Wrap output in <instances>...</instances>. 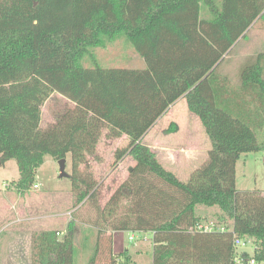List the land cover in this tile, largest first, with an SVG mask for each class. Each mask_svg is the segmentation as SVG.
Returning <instances> with one entry per match:
<instances>
[{"label": "trees", "instance_id": "trees-1", "mask_svg": "<svg viewBox=\"0 0 264 264\" xmlns=\"http://www.w3.org/2000/svg\"><path fill=\"white\" fill-rule=\"evenodd\" d=\"M263 10L264 0H0V164L17 162L16 186L24 193L47 157L70 155L79 205L97 188L80 172L86 154L106 129L109 138L127 135L115 164L126 156L136 164L106 206L115 214L112 229L151 235L152 264L263 263L264 192L238 191L236 166L241 155L264 151L257 138L264 129V55L244 68L238 87L215 72ZM122 36L145 69L100 67L93 50ZM87 57L93 68L84 67ZM208 76L213 107L199 90ZM54 94L71 107L43 130L42 110ZM182 97L212 143L188 182L142 143ZM198 206L219 208L231 227L198 230ZM117 208L124 210L116 215ZM75 232L71 225L62 237L59 230L35 233L32 264H75ZM238 239L252 242V256L237 252ZM112 243L98 230L88 264L130 263Z\"/></svg>", "mask_w": 264, "mask_h": 264}, {"label": "rangeland", "instance_id": "rangeland-1", "mask_svg": "<svg viewBox=\"0 0 264 264\" xmlns=\"http://www.w3.org/2000/svg\"><path fill=\"white\" fill-rule=\"evenodd\" d=\"M123 51L127 52L123 53L124 55H128L130 52L134 53L135 50L128 39L122 36L106 48H96L92 53L100 67L107 69H135V67L141 65L139 60L133 58L129 65L122 62L121 55ZM246 51V45H240L237 49L238 54ZM83 64L86 68L94 67L89 57L84 60ZM204 94L210 100L206 87ZM70 107L71 103L66 98L59 94H54L43 107L41 128L43 130L48 129L55 123L56 117L62 115ZM172 116H175L174 120L177 119L184 125V128L187 125L191 129V124L188 122L189 116L193 117L195 115L189 112L186 101L183 100L176 106L172 115L164 116L159 120L151 133L153 134L162 128L169 127L172 122ZM190 123L192 122L190 121ZM257 138L260 142L263 141L264 133H259ZM208 143L212 147L209 137ZM105 144H108L107 141L99 142L97 148H100L101 154L87 157L86 163L80 167V172L83 175L89 174L93 178L97 188L94 191L95 196L93 198L90 199L88 197L79 205L72 191V180L68 177H60L59 161L47 157L45 163L38 169L34 186L24 193L20 192L16 186L20 179L17 162L10 160L4 165L0 164V264H11L16 254V249H22L27 261L32 258L34 234L32 236L28 235L25 227L27 224L26 220L30 215L38 217L49 216L50 219L63 221H70L73 218L77 223V231L75 232V264L89 263L95 252L98 230L107 231V234L109 231H113L110 224L115 214H110V208L108 209L106 206L116 191L125 183H129L130 171L136 164L130 156H126L115 164L116 152L110 151ZM66 160V172L71 175L73 173L71 157H67ZM198 162L200 161L198 160ZM200 164L197 163L198 168L203 165L199 166ZM179 166V169L183 167L182 165ZM182 170H186V168ZM179 174L187 177L189 173L187 175L184 172ZM181 176L179 177L181 178ZM179 177L177 178L181 180ZM189 179H183L182 181L188 182ZM236 188L238 191L264 192L263 150L240 156L236 167ZM128 207L129 204L127 203L126 209ZM113 210L116 211V215H119L124 209L117 208ZM196 213L203 224L214 226L215 229L226 228V226L231 227V221L222 220V213L217 207L207 209L204 206H198ZM6 225H8V228L5 227ZM16 226H18L17 229H22L16 230ZM47 228L54 229L53 227ZM59 237H62V235ZM130 237H133L134 240L131 241ZM144 237L150 240H143V234L133 231L116 232L114 235V252L119 254L128 250L131 252L132 257L131 262L128 264H139L140 261L135 253L141 250V252H146L147 254L153 249L152 236ZM237 252H247L252 256L253 246L249 244L245 247L242 244H238ZM146 261L148 262V257H146Z\"/></svg>", "mask_w": 264, "mask_h": 264}, {"label": "crops", "instance_id": "crops-1", "mask_svg": "<svg viewBox=\"0 0 264 264\" xmlns=\"http://www.w3.org/2000/svg\"><path fill=\"white\" fill-rule=\"evenodd\" d=\"M240 45H246L247 51L238 54L237 49ZM123 53L125 54L127 52L123 51L121 55L122 62H124L125 64L129 65V63L133 58L139 60L141 63V65L135 67V69L142 70L146 68V63L144 59L141 58L136 51H134V53L130 52L128 55H124ZM262 55H264V10L260 14V16L252 23V25L249 27L247 32L242 36V38L233 46V48L230 50V53L224 57L221 63L218 64L215 72L218 75L229 80L232 85L238 87L241 85V74L244 68L254 65L258 61L259 57ZM210 79L211 76H208L207 81L203 83V85L200 87L199 90L207 100L209 106L213 107L214 106L213 95L208 84ZM205 87L206 89H208V95L210 97V100L207 99V97L204 94ZM183 100L186 101V105L188 108L186 98L185 97L180 98L167 110V112L162 117H160L156 121L154 126L149 130V132L146 134V136L142 141L144 145L148 146L156 154L157 160L166 170L174 173L177 177L181 176L179 174L181 172H184L186 175L189 173L187 177H183V176H181V178L179 177L181 181L183 179L188 180L190 178V174L194 172L196 169H198L197 163H201L199 165L201 166L204 162L207 161L208 153L211 150V147L209 146L208 143L209 136L201 120L195 114L190 112L188 108L189 112L195 115L193 117L189 116L188 122L189 124H191V129L188 128L187 125L184 128V125L181 124L177 119L174 120L176 116L175 114V116H172L171 119L172 122L169 127L162 128L158 132L153 134L151 133V131L158 124L159 120H161L164 116L168 117L169 115H172V113H174L175 111L176 106ZM190 121L192 123H190ZM104 131L99 142H102L103 140L107 141L108 144H105V146H107V148L110 151L116 152L118 149H122L126 147V145L128 144L127 135H122L117 138H112V137L107 138L108 130L106 129ZM259 133H264V129L259 131L257 135ZM261 142H264V140ZM100 154H101L100 148L96 147L95 152L91 154L87 153L86 157L93 155H100ZM198 160L200 162H198ZM179 165H182L183 167L179 169L180 168ZM183 168H186V170H182ZM206 208L212 209L213 207L211 208L206 207ZM26 221L27 224L25 227L26 230L28 231L27 234L30 236H32L35 233H39L41 231H46V230H59L60 235H64L65 233L68 232V229L71 225L74 226L75 229L77 226V223L75 222V220H73V218H71L70 221L68 220L63 221V220L50 219L49 216L38 217L35 215H30L28 216ZM8 225H6L5 227H7ZM18 226H16V230H21L22 228L17 229ZM47 227H53L54 229H48ZM112 230L113 231L112 232L109 231L108 234L112 235L113 237L112 244L114 246V235L116 234V232L119 231H115L114 229ZM144 236H148V234H143V240L146 241L150 240V239L147 240V238H145ZM126 251L129 253L131 257V252L128 250ZM22 252H23L22 249H16V254L14 255L11 264H32V258L31 259L29 258L30 261H27L25 259L26 258L25 253ZM113 252H114V248H113ZM114 254L116 253L114 252ZM135 254L140 261L139 264H145V262L146 264H152L153 262L152 251H149V253L146 254V252L144 253L141 252V250H138ZM146 257H148V262L146 261Z\"/></svg>", "mask_w": 264, "mask_h": 264}, {"label": "built area", "instance_id": "built-area-1", "mask_svg": "<svg viewBox=\"0 0 264 264\" xmlns=\"http://www.w3.org/2000/svg\"><path fill=\"white\" fill-rule=\"evenodd\" d=\"M35 187H37V186H35ZM197 229L201 230V231H205V232H211V231L215 230L214 226H211V225H208V224H203L202 222L200 224H198ZM221 230H224V228H221ZM130 240H134V238L130 237ZM238 244H242L243 246L247 247L249 244H252V242L251 241L247 242L246 240L238 239L237 240V246H238ZM254 250H255V247L253 246V252H254ZM238 262H239V264H264V262L260 263V262H258L257 260H255L253 258L249 259L247 261V263H244L242 258H238Z\"/></svg>", "mask_w": 264, "mask_h": 264}, {"label": "water", "instance_id": "water-1", "mask_svg": "<svg viewBox=\"0 0 264 264\" xmlns=\"http://www.w3.org/2000/svg\"><path fill=\"white\" fill-rule=\"evenodd\" d=\"M66 159H62L59 161V166H60V177H69V174L66 172Z\"/></svg>", "mask_w": 264, "mask_h": 264}]
</instances>
